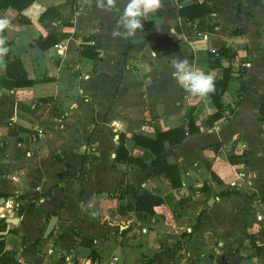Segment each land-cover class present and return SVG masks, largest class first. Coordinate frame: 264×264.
<instances>
[{"label": "crops", "instance_id": "crops-1", "mask_svg": "<svg viewBox=\"0 0 264 264\" xmlns=\"http://www.w3.org/2000/svg\"><path fill=\"white\" fill-rule=\"evenodd\" d=\"M203 1L162 0L132 37L112 35L124 31L118 22L126 0H117L120 12L98 7L97 0H34L21 13L0 9V19L9 20L5 62L19 58L36 80L0 86V193L6 195L0 211L18 217L3 237L17 264H264V255L252 254V245L264 246V141L257 119L264 99V1L208 0L215 10L204 19L179 15ZM49 7L54 11L39 21ZM52 32L66 37L40 49ZM222 47L227 57L216 60ZM176 58L215 81L230 70L218 120L207 122L216 112L209 97L192 96L177 83ZM242 80L246 91L236 106ZM187 113L198 130L164 144L181 181L172 188L163 175H152L151 155L134 136L186 128ZM121 142L139 163L116 160ZM244 150L246 166L226 160ZM124 185L163 202L151 215H121L118 207L132 202L130 194L115 197ZM233 190L239 194L220 196ZM27 202L34 207L18 216L12 206ZM51 211L58 220L44 238Z\"/></svg>", "mask_w": 264, "mask_h": 264}, {"label": "trees", "instance_id": "trees-1", "mask_svg": "<svg viewBox=\"0 0 264 264\" xmlns=\"http://www.w3.org/2000/svg\"><path fill=\"white\" fill-rule=\"evenodd\" d=\"M70 2H75V0H69ZM208 0H204L201 3L196 4H190L185 7H183L179 11V15L183 17L184 19H204L206 15L212 13L215 10L214 5H209L207 3ZM264 1V0H263ZM34 0H0V9H7L9 7L17 10L19 13H21L25 8H27L30 4H32ZM54 11L53 8H46L41 15L39 16L38 20L43 21L46 19L52 12ZM22 21H28L25 19L23 15H21ZM208 31H212V27H206ZM4 35V32H3ZM66 37L65 34H58L55 32L50 33L45 39L38 42V47L42 50H46L50 48L51 46L58 43L60 38ZM222 50L224 52H219L218 58L216 60H219L222 57H227L226 54V48L222 47ZM83 56L87 55L85 51H82L81 53ZM91 58L96 59L97 54L96 53H90L88 54ZM8 56V54L6 55ZM7 67L5 70L4 75L0 76V86L2 88H19V87H27L31 86L34 83H36V80H31L27 77V73L23 67V64L19 58H13L8 59L7 58ZM217 66L220 65V63L217 61ZM229 71L228 69H224L223 77L220 80L215 81V91L214 93L210 94L208 97L211 99L213 105L216 107V112L212 114L207 122L210 124L216 120H218L222 116V112L224 110L223 104L221 103V96L225 92L228 82H229ZM246 91V84L245 81L242 80L240 83V87L237 93V99L235 102V105L237 106L240 101L242 100L244 93ZM189 116V121L187 123V127L179 126L173 129H169L167 131H159L156 130L155 137H147L143 135H136L134 136V141L136 144L144 147L148 153L151 155V160L149 162V165L152 168V175H163L170 183V186L172 188H178L181 186V181L179 178V172L178 168L174 164H169L164 156V144L167 142L169 145H175L177 143H180L188 134H191L198 130V127H196L193 124V120L190 116V113H187ZM257 119L261 125L264 126V99L260 103V106L258 108V115ZM261 137L264 141V128L261 132ZM220 144H214L213 148L214 150L219 149ZM248 155L249 152L247 150L242 151L240 154H233L228 153L226 160L231 165H243L246 166L248 164ZM116 160L130 164L131 162H137L140 161L138 159H134L131 156L128 155V152L126 148L123 145V142L119 144V147L116 151ZM123 185V184H122ZM126 194H130V197L132 199V202H127L125 205H120L118 207V213L123 215L127 212L133 210L139 213H145L148 215H151L153 213V208L157 205H160L163 202V199L159 196L153 195L148 191H140L133 189L132 187H129L127 185H124L122 190H120L116 195L117 200L123 199ZM231 194L238 195L239 193L236 191H227L224 193H220V196H230ZM6 197V195L0 193V197ZM113 196V195H109ZM20 199L23 198V196H19ZM34 207V203L27 202L24 206L18 205L16 214L19 216L24 211L30 210ZM200 217L197 219V223L199 222ZM1 229H5V219H0V231ZM14 232H17V230H12ZM94 252L92 251V255ZM252 254L254 255H264V246H256L252 245ZM4 261H14V264H17V262L14 260V258L11 255H8L4 251V241L3 238L0 236V263L6 264Z\"/></svg>", "mask_w": 264, "mask_h": 264}, {"label": "clouds", "instance_id": "clouds-1", "mask_svg": "<svg viewBox=\"0 0 264 264\" xmlns=\"http://www.w3.org/2000/svg\"><path fill=\"white\" fill-rule=\"evenodd\" d=\"M97 6L108 11L115 9L120 12L117 0H97ZM162 7V0H126L118 22V28L122 27L124 31L121 33L117 29L113 31L112 35L114 37L135 36L138 30H143L142 22L145 21V18L155 14ZM8 25L9 20L0 19V69L3 70H6L7 67L4 57L9 52V48L6 46L7 38L3 32ZM171 64L174 69L173 77L190 95L205 98L214 93L215 78L210 73L193 66L187 59L176 58L172 60Z\"/></svg>", "mask_w": 264, "mask_h": 264}, {"label": "water", "instance_id": "water-1", "mask_svg": "<svg viewBox=\"0 0 264 264\" xmlns=\"http://www.w3.org/2000/svg\"><path fill=\"white\" fill-rule=\"evenodd\" d=\"M261 127H262V129L264 128L263 125ZM5 203H6V199L3 196H1L0 197V206L4 205ZM57 220L58 219L55 215V212L51 211L49 221H48L46 228L44 230V234H43L44 238H47L50 235L51 231L53 230V228L57 222ZM17 222H18V217H7V218H5V229L0 231L1 238L8 235L10 232L11 225H15Z\"/></svg>", "mask_w": 264, "mask_h": 264}, {"label": "built area", "instance_id": "built-area-1", "mask_svg": "<svg viewBox=\"0 0 264 264\" xmlns=\"http://www.w3.org/2000/svg\"><path fill=\"white\" fill-rule=\"evenodd\" d=\"M17 206H18V204H16V206L13 208V209H17ZM5 218H7V213H6V211H1L0 212V219H5Z\"/></svg>", "mask_w": 264, "mask_h": 264}, {"label": "rangeland", "instance_id": "rangeland-1", "mask_svg": "<svg viewBox=\"0 0 264 264\" xmlns=\"http://www.w3.org/2000/svg\"><path fill=\"white\" fill-rule=\"evenodd\" d=\"M4 205H1L0 206V208H2ZM16 206V205H15ZM14 205L12 206L13 208L15 207ZM1 212V211H0ZM1 230H4V229H1ZM4 262H6V264H14L15 262L14 261H12V262H10V261H4Z\"/></svg>", "mask_w": 264, "mask_h": 264}]
</instances>
